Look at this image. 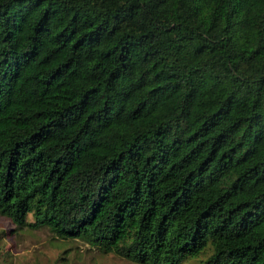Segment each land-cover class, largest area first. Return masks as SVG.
<instances>
[{
	"label": "trees",
	"instance_id": "trees-1",
	"mask_svg": "<svg viewBox=\"0 0 264 264\" xmlns=\"http://www.w3.org/2000/svg\"><path fill=\"white\" fill-rule=\"evenodd\" d=\"M0 214L264 264V0H0Z\"/></svg>",
	"mask_w": 264,
	"mask_h": 264
},
{
	"label": "rangeland",
	"instance_id": "rangeland-1",
	"mask_svg": "<svg viewBox=\"0 0 264 264\" xmlns=\"http://www.w3.org/2000/svg\"><path fill=\"white\" fill-rule=\"evenodd\" d=\"M26 219L32 222L31 214ZM57 236L46 227L26 223L15 228L0 214V264H137L112 252H101L90 239Z\"/></svg>",
	"mask_w": 264,
	"mask_h": 264
}]
</instances>
